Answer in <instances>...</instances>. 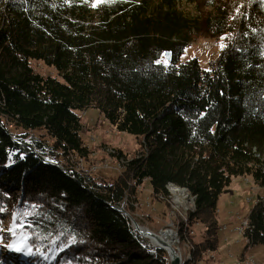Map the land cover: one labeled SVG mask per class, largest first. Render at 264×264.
<instances>
[{"label": "trees", "instance_id": "trees-1", "mask_svg": "<svg viewBox=\"0 0 264 264\" xmlns=\"http://www.w3.org/2000/svg\"><path fill=\"white\" fill-rule=\"evenodd\" d=\"M194 2L0 0V243L16 258L170 264L122 211L148 180L156 198L169 183L194 197L188 219L203 237L182 264L201 263L219 249L218 199L232 179L264 189V0H209L204 18L185 10ZM205 36L224 46L208 67L181 61ZM87 108L138 140L110 181L69 163L88 154ZM247 218L246 248L264 244V192Z\"/></svg>", "mask_w": 264, "mask_h": 264}, {"label": "rangeland", "instance_id": "rangeland-1", "mask_svg": "<svg viewBox=\"0 0 264 264\" xmlns=\"http://www.w3.org/2000/svg\"><path fill=\"white\" fill-rule=\"evenodd\" d=\"M208 1L195 0L194 3L184 4V8L190 14H198L204 18L210 10ZM221 45H223L222 40H214L206 36L200 37L185 47L180 60L185 61L196 57L201 66L208 67L210 61L218 55ZM163 59L164 56L161 57V60ZM31 66L41 74L56 75L54 68L43 64L41 61L33 60ZM81 121L80 135L88 154L82 159L75 156L70 157L69 163L74 165L77 171L86 172L99 181H102V179L112 180L122 171L125 160L138 153V140L133 134L116 130L94 108H87L84 112H81ZM8 127H11V125L9 124ZM25 139L29 140V137ZM45 142L49 141L46 140ZM63 163L64 166L58 161L60 167L67 169L66 161ZM166 190L167 195L156 198L152 195L148 180H144L140 185H136L134 197L128 196L125 199L122 211L128 212L136 222L139 221V223L146 225L155 232L166 226L168 222H176L175 227L179 226L180 228V231H178L179 245H182L181 251L184 259L187 250L182 240L188 237L187 231L189 229L185 227L181 213L176 212L175 216H170L171 204L176 203L172 202V193L167 188ZM263 192L264 189L256 185L250 177L239 176L232 179L230 185L218 199L219 223L221 227L226 226V229L221 228L218 233L220 237L219 249L217 252L207 250L202 253L205 261L193 264H264V244H254L246 248V238L243 237V234H238L234 230L240 224V218L242 220L248 216L257 202L258 195H262ZM185 200H183L184 206L188 209L186 213L187 224L193 228L194 241H200L203 237L202 225L200 223L194 225L195 222L192 224L189 222L187 214L192 208V202ZM177 209L184 212L181 205ZM129 221L131 220L129 219ZM225 235H227L226 239ZM142 237L145 238V236ZM147 240L151 244L150 240ZM3 246L0 243V264H9L10 262L29 264L16 258L14 253L11 254L9 248ZM163 250L167 252L166 249Z\"/></svg>", "mask_w": 264, "mask_h": 264}, {"label": "bare ground", "instance_id": "bare-ground-1", "mask_svg": "<svg viewBox=\"0 0 264 264\" xmlns=\"http://www.w3.org/2000/svg\"><path fill=\"white\" fill-rule=\"evenodd\" d=\"M166 188L172 193V195L174 197H176L179 205L184 206L185 204H184L183 200L186 199L187 201L192 202V208H193V202H194L193 198L194 197L188 192V190L186 188L179 187L173 183L167 184ZM184 208H185V216H186L188 209L185 206H184ZM171 209H172V216H175L176 212H179V214L181 213L180 215L182 216V221L184 222L185 227L189 229L187 231L188 237L186 239L182 240L185 243L186 250H187V253L184 255V259H183V256L180 255V253L177 251V249H175L176 247L174 246L176 244L177 246L182 248L181 247L182 245L181 246L179 245L180 242H179V237H178V235H179L178 231H180V228L178 225H177L178 227H175V230H174V240H175V243H174L172 231H170L169 229H162L160 233L156 234V233H154V231H152L146 225H142L141 223H139V221L137 222V224L139 225V228L143 232L145 238L149 239L153 245H157V246H160V248L166 249L172 255H174V253H175L180 258V261L182 264L184 261H189L192 258V248H193L192 241H194V239H193L194 233L192 231L193 228H191V226H189L187 224V217L186 218L183 217V212L179 211L178 209H173V204H171ZM187 216H188V214H187ZM197 224H198V222L194 223V225H197ZM221 228L222 227L220 226V229ZM239 233L243 234L244 232H238V234ZM174 250L176 252H174Z\"/></svg>", "mask_w": 264, "mask_h": 264}, {"label": "built area", "instance_id": "built-area-1", "mask_svg": "<svg viewBox=\"0 0 264 264\" xmlns=\"http://www.w3.org/2000/svg\"><path fill=\"white\" fill-rule=\"evenodd\" d=\"M172 201L176 203V204H173V209L179 208L180 205H177L178 204V200L176 199V197L173 196ZM182 209L184 210L183 217L186 218L184 206H182ZM170 216H172V209H170ZM175 224H176V222H174V221L168 222L166 224V226H163L160 230H158L156 232L154 231V233H156V234L157 233H160L162 229H169L170 231H172L173 242L175 243V240H174V228H175ZM239 225L234 230L237 231V232H244V229L248 226V218L245 217L242 220L240 218V224ZM222 229H226V226L225 225L222 226ZM152 246L157 247V245H153V244H152ZM174 246L176 247L175 249H177V251L180 253V255H182L181 248L179 246H177L176 244Z\"/></svg>", "mask_w": 264, "mask_h": 264}, {"label": "water", "instance_id": "water-1", "mask_svg": "<svg viewBox=\"0 0 264 264\" xmlns=\"http://www.w3.org/2000/svg\"><path fill=\"white\" fill-rule=\"evenodd\" d=\"M168 58V57H167ZM53 161H51L50 163H52ZM54 163V162H53ZM194 199V198H193ZM125 214L129 217V219L131 220V225L132 227L142 236H144L143 232L140 230L139 225L137 224V222L133 219V217L128 213L125 212ZM158 248H160V246H157ZM164 249V248H161ZM174 252H176L174 250ZM169 258H170V264H181L180 258L174 253V255H172L170 252H168Z\"/></svg>", "mask_w": 264, "mask_h": 264}, {"label": "snow or ice", "instance_id": "snow-or-ice-1", "mask_svg": "<svg viewBox=\"0 0 264 264\" xmlns=\"http://www.w3.org/2000/svg\"><path fill=\"white\" fill-rule=\"evenodd\" d=\"M104 2V0H97V3H102ZM93 6H96L95 4ZM221 47H224L223 45H221ZM170 55V53H164L163 56H164V59L163 60H158L156 61L157 63H166L167 62V57ZM2 210V209H0ZM20 249H17V251H19Z\"/></svg>", "mask_w": 264, "mask_h": 264}, {"label": "crops", "instance_id": "crops-1", "mask_svg": "<svg viewBox=\"0 0 264 264\" xmlns=\"http://www.w3.org/2000/svg\"><path fill=\"white\" fill-rule=\"evenodd\" d=\"M227 235H225V239H226Z\"/></svg>", "mask_w": 264, "mask_h": 264}]
</instances>
